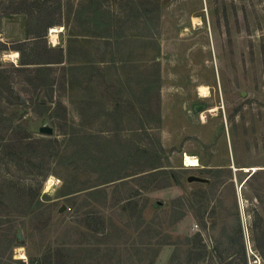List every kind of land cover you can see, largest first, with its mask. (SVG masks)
<instances>
[{"label":"rangeland","instance_id":"obj_1","mask_svg":"<svg viewBox=\"0 0 264 264\" xmlns=\"http://www.w3.org/2000/svg\"><path fill=\"white\" fill-rule=\"evenodd\" d=\"M0 42V264H264V0H0Z\"/></svg>","mask_w":264,"mask_h":264},{"label":"water","instance_id":"obj_2","mask_svg":"<svg viewBox=\"0 0 264 264\" xmlns=\"http://www.w3.org/2000/svg\"><path fill=\"white\" fill-rule=\"evenodd\" d=\"M197 111L200 110V108H197L196 109ZM39 133L41 134H45V135H52V128H50L49 126L47 125H44V126H41L39 128ZM199 179L198 178H195V177H189L188 178V182H191V181H198ZM64 208L61 209V211L63 210Z\"/></svg>","mask_w":264,"mask_h":264},{"label":"bare ground","instance_id":"obj_3","mask_svg":"<svg viewBox=\"0 0 264 264\" xmlns=\"http://www.w3.org/2000/svg\"><path fill=\"white\" fill-rule=\"evenodd\" d=\"M59 30V29H58ZM55 33H57V30L53 27V28H51L50 29V34H51V37H52V39L55 37ZM55 39V38H54ZM198 92H199V96L200 97H206L207 96V94H208V91H207V89L206 88H203V87H200L199 89H198ZM190 165V164H189ZM51 183V180L49 181L48 180V184H50Z\"/></svg>","mask_w":264,"mask_h":264},{"label":"trees","instance_id":"obj_4","mask_svg":"<svg viewBox=\"0 0 264 264\" xmlns=\"http://www.w3.org/2000/svg\"><path fill=\"white\" fill-rule=\"evenodd\" d=\"M16 12V11H15ZM24 43V42H23ZM23 43H19V46H20V44H23ZM5 50V45L4 44H2L1 42H0V52H2V51H4ZM18 50V49H17ZM58 62H56V61H46V62H44L43 64H57ZM33 64V63H32ZM36 64H39V63H36ZM22 65H27V64H25V63H22ZM24 70V68H19V69H17V71H23ZM0 84H1V82H0ZM0 108H1V103H0Z\"/></svg>","mask_w":264,"mask_h":264}]
</instances>
